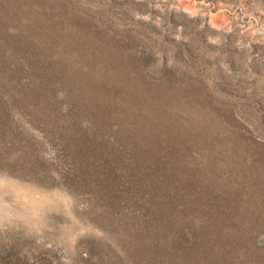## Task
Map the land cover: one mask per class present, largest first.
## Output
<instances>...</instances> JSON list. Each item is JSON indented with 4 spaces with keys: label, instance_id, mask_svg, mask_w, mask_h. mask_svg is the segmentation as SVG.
<instances>
[{
    "label": "rangeland",
    "instance_id": "1",
    "mask_svg": "<svg viewBox=\"0 0 264 264\" xmlns=\"http://www.w3.org/2000/svg\"><path fill=\"white\" fill-rule=\"evenodd\" d=\"M0 264H264V0H0Z\"/></svg>",
    "mask_w": 264,
    "mask_h": 264
}]
</instances>
